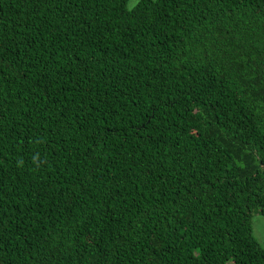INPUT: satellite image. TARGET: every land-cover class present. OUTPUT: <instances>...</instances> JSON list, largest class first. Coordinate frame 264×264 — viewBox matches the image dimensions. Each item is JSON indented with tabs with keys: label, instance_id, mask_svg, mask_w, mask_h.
Masks as SVG:
<instances>
[{
	"label": "trees",
	"instance_id": "trees-1",
	"mask_svg": "<svg viewBox=\"0 0 264 264\" xmlns=\"http://www.w3.org/2000/svg\"><path fill=\"white\" fill-rule=\"evenodd\" d=\"M128 8L0 0V264H264V0Z\"/></svg>",
	"mask_w": 264,
	"mask_h": 264
},
{
	"label": "snow or ice",
	"instance_id": "snow-or-ice-1",
	"mask_svg": "<svg viewBox=\"0 0 264 264\" xmlns=\"http://www.w3.org/2000/svg\"><path fill=\"white\" fill-rule=\"evenodd\" d=\"M127 4L130 5L128 11H133L140 4V0H125ZM123 7V4L121 5ZM262 166H264V161H262ZM253 225L258 230H264V207L259 209L258 214L253 219Z\"/></svg>",
	"mask_w": 264,
	"mask_h": 264
},
{
	"label": "rangeland",
	"instance_id": "rangeland-1",
	"mask_svg": "<svg viewBox=\"0 0 264 264\" xmlns=\"http://www.w3.org/2000/svg\"><path fill=\"white\" fill-rule=\"evenodd\" d=\"M128 7H130V5L128 4ZM258 214V212L254 213V217ZM253 229H254V234L255 236L259 239V241L264 245V230H258L255 228V226L253 225Z\"/></svg>",
	"mask_w": 264,
	"mask_h": 264
}]
</instances>
